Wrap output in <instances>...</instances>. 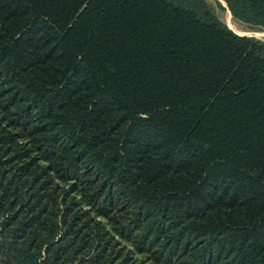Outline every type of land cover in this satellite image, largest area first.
Listing matches in <instances>:
<instances>
[{
	"label": "trees",
	"instance_id": "trees-1",
	"mask_svg": "<svg viewBox=\"0 0 264 264\" xmlns=\"http://www.w3.org/2000/svg\"><path fill=\"white\" fill-rule=\"evenodd\" d=\"M0 264H264V41L205 0H0Z\"/></svg>",
	"mask_w": 264,
	"mask_h": 264
},
{
	"label": "rangeland",
	"instance_id": "rangeland-1",
	"mask_svg": "<svg viewBox=\"0 0 264 264\" xmlns=\"http://www.w3.org/2000/svg\"><path fill=\"white\" fill-rule=\"evenodd\" d=\"M205 1L218 19L225 23L235 33L264 41V29L252 27L246 23L233 19L223 0Z\"/></svg>",
	"mask_w": 264,
	"mask_h": 264
},
{
	"label": "water",
	"instance_id": "water-1",
	"mask_svg": "<svg viewBox=\"0 0 264 264\" xmlns=\"http://www.w3.org/2000/svg\"><path fill=\"white\" fill-rule=\"evenodd\" d=\"M237 34V33H236ZM239 35V34H238ZM242 36V35H241Z\"/></svg>",
	"mask_w": 264,
	"mask_h": 264
}]
</instances>
